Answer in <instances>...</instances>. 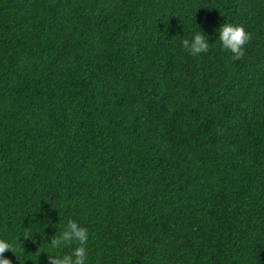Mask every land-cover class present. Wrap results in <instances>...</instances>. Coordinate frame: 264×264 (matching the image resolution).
<instances>
[{
  "label": "trees",
  "instance_id": "16d2710c",
  "mask_svg": "<svg viewBox=\"0 0 264 264\" xmlns=\"http://www.w3.org/2000/svg\"><path fill=\"white\" fill-rule=\"evenodd\" d=\"M68 217L91 264H264V0H0L5 255L49 264Z\"/></svg>",
  "mask_w": 264,
  "mask_h": 264
},
{
  "label": "clouds",
  "instance_id": "9594fccd",
  "mask_svg": "<svg viewBox=\"0 0 264 264\" xmlns=\"http://www.w3.org/2000/svg\"><path fill=\"white\" fill-rule=\"evenodd\" d=\"M189 37L181 41L183 50L192 57H199L209 51L210 37L199 28ZM221 49L231 54V60L237 61L245 55V45L251 40L250 34L243 25L224 22L216 30ZM51 223V222H50ZM61 227L51 236L50 242H46L47 259L49 264H91L90 243L92 234L81 223L68 217L65 222L60 220ZM22 238H33L28 232H21L18 237L12 238L0 235V264H13V261L5 254L8 252L20 258L24 251Z\"/></svg>",
  "mask_w": 264,
  "mask_h": 264
}]
</instances>
